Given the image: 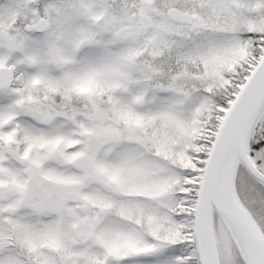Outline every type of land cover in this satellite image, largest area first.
I'll return each instance as SVG.
<instances>
[{
	"label": "snow or ice",
	"instance_id": "snow-or-ice-1",
	"mask_svg": "<svg viewBox=\"0 0 264 264\" xmlns=\"http://www.w3.org/2000/svg\"><path fill=\"white\" fill-rule=\"evenodd\" d=\"M0 264H264V0H0Z\"/></svg>",
	"mask_w": 264,
	"mask_h": 264
}]
</instances>
